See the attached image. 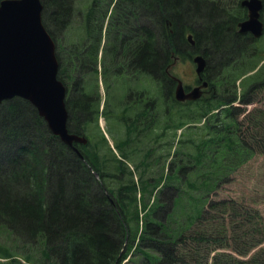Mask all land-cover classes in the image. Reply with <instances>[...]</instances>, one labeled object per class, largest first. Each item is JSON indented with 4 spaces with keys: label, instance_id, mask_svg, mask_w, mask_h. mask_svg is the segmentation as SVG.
I'll return each mask as SVG.
<instances>
[{
    "label": "trees",
    "instance_id": "trees-1",
    "mask_svg": "<svg viewBox=\"0 0 264 264\" xmlns=\"http://www.w3.org/2000/svg\"><path fill=\"white\" fill-rule=\"evenodd\" d=\"M40 1L43 25L55 41L57 78L67 86L69 131L90 135V128L98 127L99 116L109 112L105 107L108 99L100 112L98 72L104 82L110 73L122 83L130 77L140 78L144 97L158 96L159 112L164 110L161 136L172 137L168 139L171 146L181 140V149L190 145L188 152L182 149L181 153L191 165L183 160L178 170L183 174L187 167L189 174L191 168L189 188L196 192L192 178L195 175L198 183L200 173L207 172L212 182L208 180L203 210L178 232L172 229L177 217L171 212L165 220L154 213L170 202L171 189L177 191L171 198L173 208L182 211L188 207L187 200L179 201L183 196L175 182L189 175L165 184L167 199L155 194L151 202L158 185L165 181L161 175L145 176V159L136 160V155L121 149L122 159L100 164L92 158L91 141L79 146L82 158L51 133L27 100H4L0 104V264H121L137 246L154 249L158 254L155 264H264V206L239 196L248 186L238 182L237 194L231 185L235 179L230 177L256 155L264 160V76L258 77V61L249 68L242 62L258 55L264 58V49L256 48L258 39L237 31V23L246 17L240 0H142L140 56L134 35L120 37V28H126L121 12L119 18L112 16L116 28L110 25L103 36L110 0H106L107 6L104 0H97L93 21L89 20L88 2L77 5L82 15L77 24L81 34L66 45L59 39L70 23L73 0ZM139 2L119 0L118 4L134 10ZM261 18L264 21V7ZM192 20L199 22V29L187 27ZM188 29L193 33V45L186 38ZM185 46L192 52L185 51ZM192 53L203 54L207 61L218 60V73H207L210 89L201 98L179 102L171 94L175 81L166 68L175 58ZM116 60L129 65L113 69L110 62ZM253 69L256 73L245 76L242 90L237 91L235 79ZM222 72L234 76L233 81L221 79ZM153 74L157 75L156 85ZM256 95H261L259 104L241 109L240 104L252 103ZM235 101L239 104L234 105ZM168 106L176 107V113L167 112ZM241 110L245 113L239 119L236 115ZM176 135L180 136L175 140ZM195 161L198 166L192 164ZM134 171L139 172L137 179ZM113 181L116 184L111 186ZM221 190L222 197L214 198Z\"/></svg>",
    "mask_w": 264,
    "mask_h": 264
},
{
    "label": "water",
    "instance_id": "water-1",
    "mask_svg": "<svg viewBox=\"0 0 264 264\" xmlns=\"http://www.w3.org/2000/svg\"><path fill=\"white\" fill-rule=\"evenodd\" d=\"M240 3L247 9V17L238 22V31L259 37L263 32L260 19L263 1L241 0ZM42 8L40 0H0V104L13 97L27 100L44 119L51 133L78 152L73 142H86V138L68 131L67 88L57 78L55 42L42 23ZM187 40L194 44L191 33ZM192 60L195 72L200 76L206 59L197 53ZM207 84L203 80L201 85L185 91L178 79L175 98L179 101L197 99L202 94L201 88Z\"/></svg>",
    "mask_w": 264,
    "mask_h": 264
},
{
    "label": "rangeland",
    "instance_id": "rangeland-1",
    "mask_svg": "<svg viewBox=\"0 0 264 264\" xmlns=\"http://www.w3.org/2000/svg\"><path fill=\"white\" fill-rule=\"evenodd\" d=\"M84 2H89V0H73L72 5L74 4L75 7H73V11H72L73 14L71 13L70 23L68 24V26L65 28V30L61 34V39H59V42L62 45L70 44L71 42L76 41L78 36H80L81 32L77 31L78 30L77 24L79 23V20H80L79 16H78L77 5H80ZM111 16H114V14H111ZM103 21H104V18H103ZM110 25L113 26L114 28H116L115 26L117 24L115 23L114 18L110 19L109 22L107 23L108 27ZM103 26H104V24H103ZM187 27L199 29L200 25H199V22H195L192 20V22L191 21L188 22ZM188 31H189V29L187 31H185V34ZM103 35L105 36V34H103ZM102 42L104 43V41H102ZM255 45L259 51H262L264 49V35L262 37H260L255 42ZM206 46L207 45L202 44V47L206 48ZM184 50L187 52H190V53L192 52V49L189 46H185ZM217 61L218 60H216V59H210L209 61H207L206 72L208 74L210 73L211 76H213L214 74L216 75L218 73L217 69L219 68V64H217ZM256 61H258L256 67H258V65L260 66L259 70L257 71L258 77L262 78L264 76V58H261L258 55L257 57L255 56V57H252L250 59L244 58L242 60L243 65H245V67H248V68L251 65H253V63ZM194 67H195V64L191 60L190 55H186L184 58L176 61L173 64V66L171 68V72L175 76L179 77L183 81V83H190L193 81L192 80L193 76H195ZM223 72L221 73L220 78L221 79L224 78L225 80H231V81H229L231 83L233 81L234 76H227V75L224 76L225 73H223ZM237 72H239V71H237ZM255 73H256V69H253V70L246 72L244 75H241L238 78H236L235 82H234L235 89L237 91H241L242 90L241 83L243 81H246V80H243L244 77L247 75H253ZM98 79H99V85H100L99 86L100 93H101L102 97H104V96L107 97V90L104 88V85L102 83V80H103L102 74L99 75ZM91 83L93 84L94 82H91ZM254 98L255 99H253V102L250 104H247V105L240 104L241 109H243L242 107H245L244 110H248L252 106H254L255 104L260 103L259 100L261 99V95H256ZM234 104H239V102H235ZM169 110H171L173 113H176V107H171ZM160 111H161V113L160 112L159 113H160V117L162 119L160 122V125H163L166 122V117H164V110L160 109ZM244 113L245 112L241 110V111H239V114L236 116H238L240 119V118H242ZM102 125H104V121L102 122ZM184 130H185V128H184ZM182 134H184V133H182ZM179 136L176 135V137H174V139L175 140L178 139ZM168 139H172V137H170L166 134H165V136L162 135V137L160 138V141L158 143V149L156 151H154L149 157H143L142 158V160L145 159L146 161L149 162L145 176L146 177H155V176L161 175L163 177V180L165 181V183L160 186L161 189L159 188V190L157 191V194L155 196L158 199L159 198H161V199L166 198L167 195L164 194L165 184H168L169 181H173L176 179L178 180V174H180V175L182 174L181 172H178L180 164H184L185 162L188 163V161H189L188 160L189 158L187 157V155L184 156L181 152H183L182 149H184V151H185V149H187V152H188L190 145L188 144L186 146H183V148L181 149L182 140L178 141V142L176 141V143L174 142V144L171 146L168 143ZM148 144H151V142H149ZM121 149L125 151L124 148H118V150H121ZM190 151H192V149ZM182 157L184 159H182ZM135 158H136V160H138L141 157H140V155H136ZM193 160H195V157H193ZM188 164L191 165V163H188ZM192 164H195L196 166H198L196 161L192 162ZM129 167L132 169L133 164L131 163ZM260 168H261V170H260ZM186 169H187V167L184 168V173L181 175V177H186L191 173V168L189 169V174H187L185 172ZM175 171H177L176 174H175ZM262 172H264V160L262 159V156L256 155L255 157L250 159L248 162H246L244 165H242L240 168L233 170L230 173V177L235 179V181H233L231 184L232 189L235 192H237V194H238L239 190H240V185H238V182L241 181L242 183H244V185L248 186V188L244 190L245 194L242 193V195L239 194V196L244 195L245 197H248V199H251V198L255 199L257 203L260 202V204L262 206H264V195H263L264 189L261 190L260 186H259L261 184L259 177H260V174H263ZM200 176H202V178L198 180V183L195 182V175L192 178V179H194V183H193L194 188H196L194 191L198 192L197 194H196V192L193 193V191L187 185L188 180L190 179V175L182 181L175 182L176 186L179 187L178 190H179V192H181V197L183 196L182 198H180L181 200L179 199V201H181V203H184L187 200L188 207H186L182 211L180 210V208H178V206L173 208L171 198L173 197V195H175L177 193V191L175 189H171L170 194L168 195V196H170V198L168 199V200H170V202H167L162 207V209L157 208L155 210L156 213H154V215L156 217H158L160 220H165L168 218L167 217L168 213L171 212L172 217H177V220H175V227H172V229H177L178 232H180L181 231L180 229H182L186 226L188 227L190 225V221H193L192 219H195L198 216V213L201 210H203V208L205 207V205L207 203V202L205 203V201H206L205 195L207 193L206 190H207L208 180L211 181L210 175L206 172L203 174L200 173ZM137 177H139V172L134 171V179H137ZM115 184H116L115 181L111 182V186H114ZM202 192H205V193L202 194ZM221 193H222V190L219 192V194H216L214 196V198H217V197L221 198L222 197L221 195H223ZM175 203H176V199H175ZM173 213H174V215H173ZM169 218H171V217L169 216ZM173 232L175 233V231H173ZM132 245H135V244L133 243ZM142 252H144L146 254H143ZM157 255H158L157 252L152 248L141 247V249H138V246H137V248H135L134 250H131V253L129 252V254L127 255V260L123 261L122 264H155L154 261H155V257Z\"/></svg>",
    "mask_w": 264,
    "mask_h": 264
},
{
    "label": "flooded vegetation",
    "instance_id": "flooded-vegetation-1",
    "mask_svg": "<svg viewBox=\"0 0 264 264\" xmlns=\"http://www.w3.org/2000/svg\"><path fill=\"white\" fill-rule=\"evenodd\" d=\"M96 2L97 0H89V20L93 21L96 14ZM106 3V0H104ZM119 0H114V4L110 3V10L108 11V17L114 14V18H119L118 15L122 13V19L125 21L126 28H120V37L124 38L126 35H134L136 40V52L137 56H140L143 42V4L142 0L137 4V7L132 9H125L121 6ZM118 4V5H117ZM107 6V3L105 4ZM124 10V11H123ZM114 11V12H113ZM134 11V12H133ZM113 12V13H112ZM80 15V11L78 12ZM122 20V21H123ZM131 36H127V39ZM122 47L119 51L115 52L118 57ZM110 65L120 70L129 65L121 60L110 62ZM137 68L141 69L140 62H137ZM113 68V69H115ZM118 74L120 71L117 72ZM125 74V72L121 73ZM114 74H109L105 82V88L107 90L108 101L107 105L109 112L104 117L105 131L107 136L104 135L101 128L97 127L90 135H84L87 138L86 142H75L74 147L80 152L79 146H86L89 141L90 152L93 160L102 163L117 162L122 159L121 152L118 148H124L127 153L131 155H140V160L143 157H149L154 151L158 149V143L161 138L160 129V114L158 108V100L153 96L144 97V90L142 89V81L140 78L130 77L123 83L120 78L112 79ZM117 75V74H116ZM153 82L157 84V75ZM204 76L200 79L197 75L193 76L192 82L183 83L185 90H189L191 87L201 84ZM175 81V80H174ZM137 83H139L137 87ZM175 82L171 87V94L174 95ZM155 91V87L152 88ZM206 88L202 91L204 92ZM174 97V96H173ZM115 111L113 112L112 108ZM167 108V112L169 110ZM151 142V144H148ZM111 145L118 153L116 157L112 150ZM148 144V145H147ZM79 155V153L77 152ZM80 156V155H79ZM83 158V154L81 156ZM126 161V159H124Z\"/></svg>",
    "mask_w": 264,
    "mask_h": 264
}]
</instances>
